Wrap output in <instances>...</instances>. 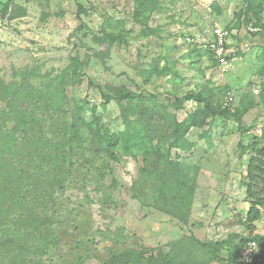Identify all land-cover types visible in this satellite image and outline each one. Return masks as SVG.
I'll return each instance as SVG.
<instances>
[{"label":"rangeland","instance_id":"obj_1","mask_svg":"<svg viewBox=\"0 0 264 264\" xmlns=\"http://www.w3.org/2000/svg\"><path fill=\"white\" fill-rule=\"evenodd\" d=\"M245 2L10 0L9 9L0 11V93L1 85L20 82L29 71L35 87L54 94L56 83L47 87L51 78L68 69L64 83L57 84V104L82 106L79 116L88 122L96 107L111 132L123 131L141 108L131 111L129 101H107L104 95L115 97L117 90L143 95L144 107L155 110L146 115L153 114L154 122L166 115L182 121L205 104L227 113H201L204 122L185 134L187 148L172 150L173 159L189 165L193 185L190 210L173 211L177 214L135 196L136 184L138 196L155 197L153 181L144 184L141 158L118 150L119 159L108 163L90 149L99 147L82 127L88 138L85 154L95 156V162L92 167L82 159L69 175L53 264H108L113 251L127 249L142 253L143 264L154 255L163 261L167 255L173 264H236L229 258L240 261L242 243L264 236V210L253 222L247 219L251 200L244 183L253 153L241 148L254 140L264 146V35L254 34L264 25V0H249V20ZM151 3L156 5L152 12L139 14ZM220 28L227 32L226 64L210 50ZM104 30L120 32L128 43L98 40ZM77 67L80 82L72 76ZM191 92L202 93L206 102L183 100ZM228 92L236 98L230 105ZM247 94L251 103L242 106ZM4 105L0 97V109ZM217 241L225 247L216 258L215 250L201 242ZM260 246L264 253V244Z\"/></svg>","mask_w":264,"mask_h":264},{"label":"trees","instance_id":"obj_2","mask_svg":"<svg viewBox=\"0 0 264 264\" xmlns=\"http://www.w3.org/2000/svg\"><path fill=\"white\" fill-rule=\"evenodd\" d=\"M9 6L10 0H0V11H7ZM155 6L151 3L147 8L138 9V12L146 16L145 13L152 12ZM244 10L249 20V0H246ZM259 27L254 34L264 35V25ZM103 33L98 40L128 43L120 32L104 30ZM212 54L215 57L213 52ZM75 60L78 61L79 58ZM66 73L68 69L64 74L51 78L47 87L56 83L54 94L35 87L29 71L22 73L20 82L16 81L10 86L1 85L0 97L5 105L0 109V264H53L52 260L61 241L57 228L63 214L62 196L67 190L69 175L80 160L89 162L92 167L95 162V156L88 158L85 154L83 144L88 138L82 134V127L91 137L90 142L99 147L97 151L93 145L90 149L95 154L101 153L108 163L119 159L118 150L123 155L141 158L144 184L149 179L152 180L151 188L155 195L138 196L135 184V196L143 204L167 212H185L190 210L192 202L193 185H190L187 173L189 165L173 159L172 150L187 148L185 134L192 126L204 122L200 118L204 112L208 114L214 111L227 115L224 110H213L209 104H205L203 111L188 115L182 121H178L175 116L166 115L154 122L151 119L153 114L146 116L154 108L147 110L144 107L143 101L147 99L143 95L132 92L119 94L120 90H117L115 97L104 95L106 100L129 101L131 111L141 108L138 118L134 122H127L123 131L111 132L97 113L96 107L91 108V119L88 122L79 116L84 109L82 106L64 109V104H57L54 97L58 96L57 84L64 83ZM81 75L79 67L72 72L75 82H80ZM62 97L67 98L65 95ZM136 99L141 100L134 107ZM191 99L206 102L204 95L198 92L188 93L183 98ZM261 99L264 103V84ZM246 101H251L248 94L243 97L242 106ZM241 148H248L253 153L247 164L244 183L246 194L251 200L247 219L253 222L260 218L264 210V146L260 145V141L254 140L248 145L241 144ZM252 240L257 241L260 250L248 264H264V253H261L260 246V242L264 244V236L248 237L242 247ZM201 244L214 249L216 258L225 247L223 242L218 241ZM160 257L151 256L144 264L174 263L167 255L163 256L164 261L159 260ZM145 259L142 253L127 249L113 251L108 264H143ZM229 261L244 264L233 257Z\"/></svg>","mask_w":264,"mask_h":264},{"label":"built area","instance_id":"obj_3","mask_svg":"<svg viewBox=\"0 0 264 264\" xmlns=\"http://www.w3.org/2000/svg\"><path fill=\"white\" fill-rule=\"evenodd\" d=\"M210 50L221 64H226L228 62L229 49L227 47V32L224 29L220 28L215 31L214 40L210 43ZM235 99V95L232 92H228L226 105L232 104ZM259 250L260 247L257 241H249L247 245L240 250V261L244 264L252 262L259 253Z\"/></svg>","mask_w":264,"mask_h":264}]
</instances>
